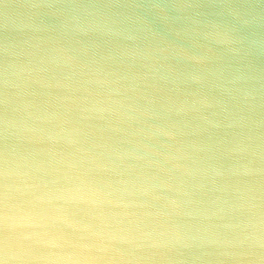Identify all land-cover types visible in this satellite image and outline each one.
I'll return each mask as SVG.
<instances>
[{"label": "clouds", "instance_id": "clouds-1", "mask_svg": "<svg viewBox=\"0 0 264 264\" xmlns=\"http://www.w3.org/2000/svg\"><path fill=\"white\" fill-rule=\"evenodd\" d=\"M0 264H264V0H0Z\"/></svg>", "mask_w": 264, "mask_h": 264}]
</instances>
